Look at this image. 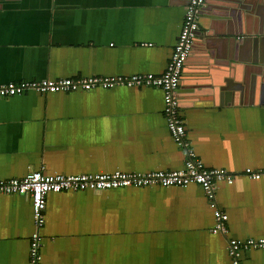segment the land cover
<instances>
[{
	"label": "crops",
	"instance_id": "1",
	"mask_svg": "<svg viewBox=\"0 0 264 264\" xmlns=\"http://www.w3.org/2000/svg\"><path fill=\"white\" fill-rule=\"evenodd\" d=\"M209 1L178 93L189 140L210 168L262 172L264 92L247 94L244 80L256 51L264 62V40L255 38L264 37V0ZM188 2L0 0V85L161 74ZM251 82L264 85V74ZM163 109L156 88L0 97V179L42 167L71 175L181 169L185 154ZM215 188L228 237L211 232L213 210L198 185L51 193L42 264H232L228 238H264V175ZM34 232L29 197L0 195V264H30ZM242 262L264 264V250L243 251Z\"/></svg>",
	"mask_w": 264,
	"mask_h": 264
},
{
	"label": "built area",
	"instance_id": "2",
	"mask_svg": "<svg viewBox=\"0 0 264 264\" xmlns=\"http://www.w3.org/2000/svg\"><path fill=\"white\" fill-rule=\"evenodd\" d=\"M208 0H189L181 31L165 71L156 73H135L127 76H89L77 78L42 79L8 82L0 85V97L10 98L31 91L41 94L73 93L77 91L109 90L117 87L129 89L156 88L164 95L163 115L169 133L176 145L184 151L185 162L181 169L158 170L148 173H82L77 175L45 172L44 167L30 171L25 177L0 179V195L26 196L31 200L35 232L31 237L30 264H42L40 231L46 223L47 198L51 193L62 192H105L127 188H185L191 185L201 187L213 210L215 224L213 234L229 236L228 214L215 201L216 185L221 182L233 184L236 177L243 175L260 179L264 171L254 172L247 168L241 173L226 169L210 168L196 154L189 140V133L178 102V90L186 62L193 54L196 33L200 28V10ZM264 250V238L238 240L228 238V253L232 264H243L245 250Z\"/></svg>",
	"mask_w": 264,
	"mask_h": 264
},
{
	"label": "water",
	"instance_id": "3",
	"mask_svg": "<svg viewBox=\"0 0 264 264\" xmlns=\"http://www.w3.org/2000/svg\"><path fill=\"white\" fill-rule=\"evenodd\" d=\"M210 1L208 0L206 4H208ZM205 10V7H203L201 10H200V16L203 14ZM200 20V19H199ZM199 25H200V22H199ZM199 32H200V28L199 30L197 31L196 33V41L198 39V35H199ZM260 33H263V31H261ZM236 36H244L246 34V32H244L242 29H240L239 27L236 29V32H235ZM257 38L259 41L261 40H264V37L263 36H257L255 37ZM231 39H235L236 42L238 43V40L237 38H231ZM196 43V42H195ZM190 59V58H189ZM188 59V61H189ZM188 61L186 62V65L188 63ZM185 65V67H186ZM263 70H264V62L262 59H258V53L257 51L255 52V58L253 60V62L251 64H248L247 65V75L249 74V71H251V73L245 78L244 82L245 84L247 85V94H249L248 92L250 91L252 94L253 92L255 91L258 95L260 92H264V85H258L257 87L253 86V82H251V77L254 75V76H258V80L261 81V76L263 77ZM255 73L257 75H255ZM235 89H236V94L239 95L240 93H243V85H236L235 86ZM178 93H180V88L178 90ZM180 96L178 95V102H179V106L180 108L182 107L181 106V101H180Z\"/></svg>",
	"mask_w": 264,
	"mask_h": 264
}]
</instances>
